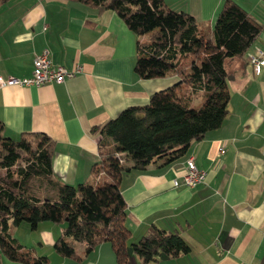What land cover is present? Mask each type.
<instances>
[{"label":"crops","instance_id":"crops-1","mask_svg":"<svg viewBox=\"0 0 264 264\" xmlns=\"http://www.w3.org/2000/svg\"><path fill=\"white\" fill-rule=\"evenodd\" d=\"M164 1L209 26L224 2ZM235 1L263 26L242 56L225 61L229 98L221 125L193 141L171 163L158 161L144 171L122 174L120 190L131 231L127 264H140L129 243L151 225L178 231L190 247L176 257L161 254L153 264H264V66L255 73L249 59L264 52V0ZM137 41L136 34L109 9L97 13L69 0L0 3V75H30L35 55L44 51L54 65L81 66L60 83L0 86L4 134L16 138L24 131L47 133L54 144L52 172L60 183L108 181L103 170L94 173L91 167L101 159V146L114 149L116 145L92 128L126 106L146 104L153 92L178 80L176 75L138 77L134 71ZM197 100L190 105H198ZM190 156L206 171L204 181L195 186L182 184ZM117 158L130 163L127 146L118 147ZM41 187L36 194L56 195V189ZM11 225V234L34 254L45 255L48 264H115L108 242L81 260L58 254L53 244L63 223L43 220L35 227L26 221ZM75 248L84 254L82 243ZM0 264L21 263L0 256Z\"/></svg>","mask_w":264,"mask_h":264},{"label":"trees","instance_id":"trees-1","mask_svg":"<svg viewBox=\"0 0 264 264\" xmlns=\"http://www.w3.org/2000/svg\"><path fill=\"white\" fill-rule=\"evenodd\" d=\"M7 0H0V3ZM116 12L137 38L134 71L140 78L176 75L170 86L153 92L146 104L124 107L115 117L92 128L115 143L100 147L101 159L91 170H103L108 181L98 184L60 183L52 172L53 140L45 132L24 131L16 138L4 134L0 120V256L21 264H48L11 234V224L31 226L48 220L63 223L54 250L81 260L102 242L113 250L115 264H127L126 202L120 181L124 171H144L161 161L171 163L193 141L221 125L227 112L229 91L225 61L240 57L255 41L263 24L235 0H224L214 24L196 20L189 12L174 10L164 0H69ZM145 36L144 41L139 38ZM197 96L196 106L190 102ZM102 144L106 145L104 141ZM127 146L131 161L117 158ZM56 189L40 196L32 181ZM85 246L83 255L76 243ZM140 264H153L159 255L176 257L190 250L178 231L151 225L147 233L129 243Z\"/></svg>","mask_w":264,"mask_h":264},{"label":"built area","instance_id":"built-area-1","mask_svg":"<svg viewBox=\"0 0 264 264\" xmlns=\"http://www.w3.org/2000/svg\"><path fill=\"white\" fill-rule=\"evenodd\" d=\"M249 59L252 63L253 71L259 73L261 67L264 66V52H260L258 55H249ZM80 70L81 66L79 63H75L71 69L61 65L52 64L47 52L44 51L35 55L33 59V69L30 75L23 77L0 75V86H28L53 82L60 83L72 77ZM221 152H223L222 149ZM205 176L206 171L196 165L192 156L188 157L185 161V171L182 175V184L185 186H195L203 182ZM174 184L177 185L178 182L174 180Z\"/></svg>","mask_w":264,"mask_h":264},{"label":"rangeland","instance_id":"rangeland-1","mask_svg":"<svg viewBox=\"0 0 264 264\" xmlns=\"http://www.w3.org/2000/svg\"><path fill=\"white\" fill-rule=\"evenodd\" d=\"M199 101H201V96H198V97H196ZM197 100V101H198ZM195 103H196V101H195ZM200 103V102H199ZM196 105V104H195ZM32 185H33V190H35L34 192H37L38 191V188L42 185V187L44 186V184H45V182L43 183H41V184H39V181L37 180V179H34L33 181H32ZM42 187H41V189H42ZM12 226V225H11ZM12 228H13V226H12Z\"/></svg>","mask_w":264,"mask_h":264}]
</instances>
